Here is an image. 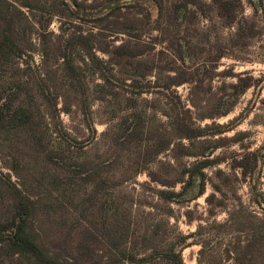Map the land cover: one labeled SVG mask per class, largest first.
Returning a JSON list of instances; mask_svg holds the SVG:
<instances>
[{
	"label": "rangeland",
	"instance_id": "374dc122",
	"mask_svg": "<svg viewBox=\"0 0 264 264\" xmlns=\"http://www.w3.org/2000/svg\"><path fill=\"white\" fill-rule=\"evenodd\" d=\"M162 1V17L153 0L115 13L141 21L125 30L143 29L136 60L119 63L102 50L137 41L123 33L68 43L66 12L50 25L48 60L38 30L26 57L32 68L14 58L0 78L21 79L37 66L58 96L40 100L36 133L0 130V214H10L17 187L34 203L32 235L61 264H166L153 261L156 251L198 230L212 231L221 247L201 254L200 244L188 246L187 264H237L233 246L247 245L251 221L264 220V0H235V22L212 0L177 11L176 0ZM74 20L70 31L89 36L95 27ZM93 43L109 82L93 64ZM61 55L80 67L73 79ZM172 77L187 81L167 88ZM240 77L251 82L243 92ZM126 116L137 122L127 128ZM243 159L252 171L240 167ZM203 160H211L204 184L198 173L189 181V168ZM162 190L179 194L166 200ZM0 264L37 262L4 244Z\"/></svg>",
	"mask_w": 264,
	"mask_h": 264
},
{
	"label": "trees",
	"instance_id": "16d2710c",
	"mask_svg": "<svg viewBox=\"0 0 264 264\" xmlns=\"http://www.w3.org/2000/svg\"><path fill=\"white\" fill-rule=\"evenodd\" d=\"M153 1L159 9V17H162L165 9L163 1ZM212 2L217 7L222 18H225L229 22L236 21L235 0H212ZM139 4L140 0H92L88 4L79 0H0V78L6 76L14 58H20L26 61V57L28 58L31 55V49L28 48L33 47V35L38 30V36L43 46L42 55L45 60H48L51 52V37L55 35L54 32L50 31V25L56 16H63L66 12H69L71 17L68 15L69 22H62L64 25L61 26V29L63 33L67 31L66 38H68L66 41L68 43L85 45L89 41L95 40L96 37H114L116 34L123 33L128 35L130 39L133 37L137 41L132 43L126 41L112 47V49L107 48L102 50L111 56H115L119 63L120 59L136 60L141 55V50L134 49L133 47L134 44L141 40L143 29L138 25L139 27L134 29V31L125 30H128L126 28H131V23L139 21V18L135 17L133 21L124 20V18L121 19L115 13L126 8L136 7ZM200 4L201 0H176L172 4V11L189 9L190 6L200 8ZM33 13L37 14V19L36 17L34 18L35 15ZM74 18L80 19V21H91L93 23L92 25L95 27L89 36L82 31H70L69 27H74V30L78 27L76 26ZM102 22L108 23V25L103 26ZM129 23L131 26H129ZM25 41L30 43V47L24 45ZM90 52L93 64L103 72L104 80L109 82L108 75L103 71V60L98 56L94 43L91 45ZM61 56L67 77L69 76L73 79L77 74V69L80 67L75 64L71 55ZM113 63L116 64L115 62ZM26 67L32 68V65H29L26 61ZM172 71H174V68ZM27 74L24 78L22 77L21 79L10 82L5 80L0 81V130L2 131L22 129L36 133L39 129L40 121L44 116L41 103L58 101V96L47 85L49 78L46 72L40 71L36 66V71ZM148 74L143 73L142 75ZM180 80L184 81H178L172 77V84H169L167 88L173 85L178 86L181 82L187 81V79ZM239 81L241 83L245 82L241 84L240 92H243L251 86V82L245 80L243 77H240ZM149 84H152L151 81H149ZM141 92L142 90L136 94L139 93L140 95ZM134 114L141 117V113ZM132 117L126 116L121 120L124 121V125L127 128L137 122ZM135 131H138V127L136 126L133 127L132 134ZM188 137L192 136L190 135ZM163 148L164 146L157 147L156 152H159ZM210 161H197L192 168H189V181H194L198 173L200 175V181L204 184L205 175L203 170L209 166L208 162ZM246 161L244 160L243 163H240V167L243 168L245 173L251 169V163H246ZM203 189L205 190V186L199 191L200 195L204 193ZM161 193L166 200H172L173 196L179 194L165 190H162ZM13 197L15 200L12 202L13 208L6 212L10 214H0V248L4 244H7L11 253L29 255L35 259L37 264H61L57 257L50 255L40 245L30 231L34 206L32 200L24 195L17 187ZM212 234V231L205 233L198 230L189 235H183L166 249L161 251L157 250L153 261L160 258L159 260L164 261L166 264H187L183 258V250L193 244L201 245V254H206L211 249L214 250L215 247H217L216 253H218L222 240L219 239L218 241L216 235ZM190 237L193 240L187 242ZM248 237L249 243L243 248L240 240L237 245L233 246L235 250L234 260L237 264H264V220L255 218L254 221H251V234ZM126 260L136 262L138 259L130 255ZM197 264L206 263L199 260ZM213 264L217 263L214 262Z\"/></svg>",
	"mask_w": 264,
	"mask_h": 264
}]
</instances>
